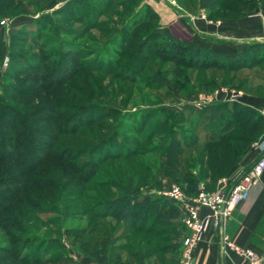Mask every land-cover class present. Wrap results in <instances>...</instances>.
<instances>
[{"label":"rangeland","instance_id":"374dc122","mask_svg":"<svg viewBox=\"0 0 264 264\" xmlns=\"http://www.w3.org/2000/svg\"><path fill=\"white\" fill-rule=\"evenodd\" d=\"M222 2L231 3L228 0ZM144 5L157 13L159 24H168L171 34L186 43L192 41L191 34L180 27L176 17L182 11L191 15L196 14L198 9L204 10L202 0H0V13L9 12L0 17V149L3 150L0 156L3 165H0V170L7 172L11 167L10 173L4 178V181L10 179L7 181L9 186L1 187L0 195L25 192L27 189L10 184L21 182L20 174L28 171L19 167L18 162L27 160L29 163L36 160L29 169L34 171L26 177L32 183L44 181L42 189L35 185V192L39 189L46 195L55 191L56 200L47 202L54 206L52 208H58V211L45 210L40 215L41 221L31 233L8 232V235L15 234L20 238V242L15 245L6 239L2 241L3 233L0 231V248L13 251L18 249L23 254L33 249L36 255L45 260L49 256L60 259L68 257L81 264L83 258L91 259L96 255L95 248L105 247L108 250L106 258L110 257L113 262L116 260L114 256H120L123 261L129 259L118 246L126 244L135 230L127 223H119L111 217L100 219L105 213V203L125 195L141 199L153 189H149L150 186L160 184V189L169 188L179 181L165 175L169 170L167 167L158 169L163 162V152L150 153L145 157L148 165L152 166L155 158L157 163L147 174L137 173V177L148 179L145 184L139 185L136 177L134 187L126 184L122 176L113 178L104 174L102 170H109L112 162H107L104 159L106 157H103V161L100 160L103 156L100 154L124 152L136 147L150 152L166 142L165 129L163 126L160 128V123L165 118L163 112H198L203 109L179 105L182 100L191 99L200 93H210L220 87L239 89L244 94L255 96L250 93V87L253 86L256 91L260 84H264L261 79L264 78V61L259 63L255 59L250 63L249 69L236 73H220L216 70L203 74L188 73L194 83V92L191 94L188 87L180 92L174 91L173 81L176 85L182 84L174 73L166 75L163 82L157 80V85H154L151 76L157 70L161 75L165 68L173 69L175 65L149 55L146 48L139 49V38H128L127 44L123 43L126 31H141L142 27L135 28L137 18L134 17ZM204 15L206 16L205 11ZM130 20L134 28L127 27L129 30L121 33V39L115 40V34L125 28ZM212 76L218 82L216 88L213 87L215 89L211 90L200 84L201 81H209ZM245 81L246 85L241 89L237 88L238 82ZM13 109L22 114L24 120L18 118L19 120H31L34 134H26L20 121H12L13 117H9L8 112ZM230 110L228 113L219 110L216 116L226 115L225 118H231ZM191 115L194 114H185L181 123L184 122L183 118H190ZM194 117L201 121L196 130L198 133L208 122L210 115L209 112L199 113ZM50 120L53 123L50 124ZM155 120L159 124L153 132V138L149 139L151 136L147 134ZM190 126L187 124L181 127ZM72 129L77 130L74 136H59V132H71ZM47 134L54 139L57 137V143L54 144L53 140L47 138ZM89 134L97 136L90 140ZM26 135L30 138L27 142ZM108 138L112 142L107 144ZM81 139L84 143L78 145L84 150L79 155H85L70 166L75 167L77 172L86 169L82 176L87 174L91 178L90 182L81 183V175L67 174L59 179L60 169L63 167L59 163L62 154ZM102 141L106 145L99 146V153H96L97 150L94 151L93 148L98 147ZM9 154L15 160L13 163L6 158ZM193 156L194 149L181 150L177 158L181 162V169L185 168L184 160ZM96 160H100L101 165ZM137 160L139 157L131 159L135 162ZM121 162L125 163L123 160ZM190 172L198 175V168L193 167ZM227 177L228 175L220 179H228ZM28 179L24 183H28ZM70 180L71 184L62 187ZM100 180L107 183L114 180V183L97 188L94 182ZM57 181L59 188L53 185ZM46 182L52 183L53 188ZM217 182L213 190L208 186L209 183L199 182L198 192L215 191ZM3 213L0 210V216H4ZM31 234L33 238L25 243ZM105 238L108 241L103 243ZM55 240L61 242L55 245L52 242ZM60 244L63 247L57 253ZM261 250L264 255V245ZM3 259L6 256L2 254L0 261ZM10 262L13 264L11 260L4 264Z\"/></svg>","mask_w":264,"mask_h":264},{"label":"trees","instance_id":"16d2710c","mask_svg":"<svg viewBox=\"0 0 264 264\" xmlns=\"http://www.w3.org/2000/svg\"><path fill=\"white\" fill-rule=\"evenodd\" d=\"M7 1L11 2L12 0ZM228 1L231 3H224L222 0H202L206 20L223 21L227 19H238L239 17L253 15L257 11L264 12V0ZM8 13V11L0 13V17L6 16ZM134 18H137V24L134 25L135 28L142 27V32L137 31L139 32V34H137V32L134 33L133 30L126 31V38L123 37V43L126 45L128 38H139V49L146 48L149 51V55L166 60L175 65L173 69L165 68L161 75H159L160 72L157 70L151 76L152 79H154L152 80V82L155 83L154 85H157V80L163 82L166 75L170 76L174 73L177 80L182 82V84L176 85L175 81H173L174 91L180 92L184 87H188L191 94L194 92L192 90L194 83L192 82L191 74H188L190 72H200L203 74L209 70H216L220 73H236L241 70L249 69L250 63L254 62L255 59L259 63L264 61V44H250L242 52L235 55H226L194 41L189 43L180 41L171 34L166 26L159 24V16L151 7L145 5L141 6ZM131 22L132 20H130V23L118 34H115V40L121 39L122 34H124L123 32L129 30L128 28H134L131 26ZM118 36L119 38H117ZM159 48L160 50L158 51L157 49ZM261 79H263L264 82V78ZM200 84H204L212 90L216 88L215 86H217L218 82L212 76L209 81H201ZM238 84L237 88L241 89L246 85V81L238 82ZM249 91L255 96L264 97V84H260L256 91L252 86ZM166 94H168V92H166ZM219 110L226 111V113L230 110L229 114L231 118H225L224 116L226 115L216 116ZM169 111L163 112L165 113V118L164 121L160 123V128L163 126L165 129L164 132L167 134L166 142H162L150 152L147 150H138L136 147L134 150L127 149L124 152H108L105 155L101 153L100 155L103 156L99 158L100 160L106 157L104 159H106L107 162H112L109 167L110 169L104 168L102 172L113 178L122 176L126 184L134 187L137 173L147 174L150 172L149 170L154 169L157 163V159L155 158L154 163L150 166L145 161V157L150 153L159 154L163 152V162L158 166V169L161 170L167 167L169 170L165 175L177 179L179 183H176L180 185L187 195L196 196L198 194L197 184L199 182H204L205 184L209 183L208 186L213 190L217 180L229 174L231 169L236 166L243 157L248 146L264 131V117L255 109L242 105L239 102H223L217 105H210L198 112L190 110L172 113ZM208 112L210 115L208 122L196 133L197 126H199L201 121L197 117H194V115L199 113L207 114ZM187 113H193L194 115H191L190 118H183L184 122L181 123L182 117ZM8 115L9 117L10 115L13 117L12 121H20V126L23 127L22 130L26 131V134H34L35 130H33L30 123L31 120L28 122L22 121L24 119L18 110H9ZM154 116L155 114H153V117ZM196 119H198L199 122ZM50 121V124L53 123V120ZM158 124V120H155L151 130L147 134L151 136H149V139L153 138V132H155V128ZM187 124L191 126L189 128L181 127ZM73 129L71 132H59V136H74L77 130ZM40 135L43 134L41 133ZM89 136L90 140H94L97 135L89 134ZM46 137L53 140L54 144L57 143V137L54 139V137L51 138L48 134ZM29 139V135H26V142ZM108 142H112L110 138H108L107 144ZM83 143L84 141L82 139L77 140L76 143L73 144V148H69L67 152L62 154L63 156H61L62 158L59 163H61L63 167L60 169L61 177L59 176V179H63L67 174L82 176L83 173H85L86 169L77 172L75 167L70 166L71 163L77 161L80 157H84L85 154L79 155L84 148H79L78 145ZM105 143V141H102L98 147L93 148L94 151L96 149V153H99V146H104L106 145ZM9 147L13 149L12 146ZM188 148L194 149V156L192 158L187 157V159L184 160L186 163L185 168L181 169V162L177 160V158L180 156L181 150ZM0 151L1 156L3 150L0 149ZM6 156L9 162L13 163L15 161L11 154ZM134 157H139V160H137V162L131 161ZM100 160H96L99 165L102 163ZM122 160L125 161V163H122ZM35 161L36 160L28 163L27 160H22L21 163L18 162L19 167L28 171L26 174H20L22 180L24 179L23 182L21 180V182H12L10 184L19 185L20 188L23 187L25 190L27 189L25 192L16 191L14 193L8 192L7 194L0 195V210L4 211V216H0V231L3 233L1 240L4 241L6 239L13 245L19 243L20 238L15 234L12 236L8 235V232L31 233V230H34L36 225L41 221L40 215L43 214L45 210L53 209L52 211H58V208H52L54 206H51L47 202L48 200H56V192L54 191V193L52 192L46 195L39 189L35 192V185L37 184L39 188H41L43 187L44 181L37 180L32 183L26 177V175L34 171H29V169L33 166ZM0 165H3L1 160ZM193 167L198 168V175H193V173L190 172ZM9 169H11L10 166ZM9 169L7 172H5V170H0V188L9 186L7 181L10 179L4 181V178H6L5 175L10 173ZM98 169L96 168V171ZM86 175L87 174L82 176L83 178H79L81 183L90 182L91 178ZM127 176H129L128 179ZM137 178L136 181L140 183L139 185L145 184L144 182L148 179V177L141 178L140 176ZM27 179L29 180L28 183H24ZM71 183L72 180L67 181L62 187ZM109 183H114V180L108 183L100 180L94 182V186L101 188L104 187V185H109ZM47 184L53 188L51 186L52 183ZM53 185L59 188L58 181ZM148 188L160 189L162 186L158 184L157 186H150ZM46 202L48 204H46ZM104 207L105 213L99 217L100 219L105 217L114 218L119 223H127V225L132 227L135 231L126 244L118 246L120 250L128 255L129 259L123 261L120 256H114L116 260L113 262L110 257L106 258L108 250L105 247H101L99 249L95 248L97 253L91 258L93 261L97 263L107 262L108 264H179L180 240L184 235V228L179 222V212L171 202L148 194L141 199L125 195L109 200L105 203ZM32 238L33 235L31 234L24 242L26 243ZM59 241L60 240H55L52 242L56 245L59 244ZM107 241L108 240L105 238L103 243ZM84 244L87 245L86 242H84ZM61 246L60 244L57 253L62 250L63 246ZM21 251L23 250L21 249ZM2 254L6 256V259L1 260L0 264L7 263L10 260L13 264H62L64 262L66 264H78L68 257H61L60 259L59 257L55 258L54 256H49L50 258L45 260L44 257L36 255L33 249L31 252L23 254L19 252L18 249L13 251L9 248L2 247L0 248V255ZM9 264H11V262Z\"/></svg>","mask_w":264,"mask_h":264},{"label":"crops","instance_id":"0c3cea01","mask_svg":"<svg viewBox=\"0 0 264 264\" xmlns=\"http://www.w3.org/2000/svg\"><path fill=\"white\" fill-rule=\"evenodd\" d=\"M161 6V5H160ZM164 9V6H161ZM176 17L180 27L190 32L192 41L226 55L242 52L250 44H264V12L257 11L253 15L208 21L204 10L198 9L196 14L182 11ZM165 26V25H164ZM168 28L169 25L166 24ZM242 105L255 109L264 117V97L244 94ZM264 143V131L246 149L243 157L228 174V183L249 168L259 157V145ZM257 144V145H256ZM223 231L236 244L253 248L261 252L264 245V174L259 183L250 191L248 199L237 205L231 215L223 222ZM220 229L211 227L204 238L198 243L192 254L191 264H245L235 255L222 258L218 251ZM81 264H95V261L83 258ZM108 264V263H101Z\"/></svg>","mask_w":264,"mask_h":264},{"label":"built area","instance_id":"2783aa9c","mask_svg":"<svg viewBox=\"0 0 264 264\" xmlns=\"http://www.w3.org/2000/svg\"><path fill=\"white\" fill-rule=\"evenodd\" d=\"M243 96L244 93L240 90L220 87L210 93H200L191 99L182 100L179 105L202 109L223 102H240ZM258 149L261 154L249 168L232 183H228L226 178L218 180L215 191H200L196 196H189L178 183H173L169 188L148 191V195L171 202L179 212V222L184 228V235L180 240L179 264H191L195 246L202 241L209 229L219 228V219L223 218L224 222L237 205L248 199L250 191L259 183L264 174V143ZM218 251L222 258L233 254L245 264H264V255L261 252L234 243L223 229L219 234Z\"/></svg>","mask_w":264,"mask_h":264},{"label":"water","instance_id":"95a60500","mask_svg":"<svg viewBox=\"0 0 264 264\" xmlns=\"http://www.w3.org/2000/svg\"><path fill=\"white\" fill-rule=\"evenodd\" d=\"M219 229L222 230L223 229V218L219 219Z\"/></svg>","mask_w":264,"mask_h":264}]
</instances>
